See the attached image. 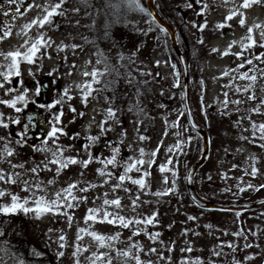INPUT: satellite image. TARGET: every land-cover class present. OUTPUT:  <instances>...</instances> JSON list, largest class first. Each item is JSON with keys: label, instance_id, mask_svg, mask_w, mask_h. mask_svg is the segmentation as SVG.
Masks as SVG:
<instances>
[{"label": "rangeland", "instance_id": "obj_1", "mask_svg": "<svg viewBox=\"0 0 264 264\" xmlns=\"http://www.w3.org/2000/svg\"><path fill=\"white\" fill-rule=\"evenodd\" d=\"M153 1L160 17L175 29L176 44L187 66L192 114L209 136L208 157L192 177L195 193L204 199L218 202L257 200L264 188V165L261 164L263 160L257 148L252 149L251 146L257 141L252 142L251 139L250 142V139L242 138L241 130L235 129L230 118L224 115L225 110L223 109V114L215 116L211 104H214L213 99H223L222 95L217 99L218 93L231 73V54H236L238 49L232 46L230 50L234 53L230 52L227 56L223 53L229 51L233 40L242 41L249 35L264 39L261 36L264 32L263 4L243 9L240 8L243 0H201L202 8L197 10L194 0ZM59 2L60 0H15L10 3L9 0H0V35L5 31L11 32L9 38L0 41V73L5 72L7 65L11 63V58H6V54L16 50L24 51L25 48L21 46L26 40L34 42L43 35L50 42L49 47L42 48L41 53L37 54L34 63H20L21 75L13 76L10 84L0 75V83H4L5 88L16 89L7 95L4 89H0V99H13L26 89L29 101L26 107L23 104L17 105L22 108L19 113L0 104L4 123H9L8 130L5 128L4 134L0 132V153H3L7 145L15 152L8 159L12 163L25 165L24 168L12 169L9 163H0V169L4 172L21 174L20 183L10 185L0 181V189L18 194L22 199H31L35 193L36 196H45L50 200L57 191L72 182H78L79 187L102 184L104 178L96 172L102 165L97 162L90 164L87 169H82L80 165L70 166L59 175L55 172V166L49 165L53 171L33 174L30 171L32 167L39 165L43 169L47 160L52 158L51 151L35 149L47 147L55 150L59 145L65 149V157L78 156L80 159H87L91 154L94 160H98L110 157L113 148L119 147V159L124 161L129 157L140 159V149H144L146 153L142 157L145 160L153 159L150 154L157 149L159 151L154 158L155 165L151 168L144 165V169L150 171L151 176L146 178L148 187L140 193V206L135 211L131 208V199L127 193L123 190L112 192L110 185H104L92 188L87 193L74 190L77 197L87 196L88 199L75 208L63 209L72 216L71 226L65 215L46 213L37 218L34 212L25 214L18 211L8 215L0 213V233H3L0 235L1 244H18L17 251L14 248L13 252L6 251L3 249L4 245L0 244V264H20L21 260L24 264H77V260L79 264H92L90 257L97 251L109 253L112 264H135L133 259L117 255L116 252V249L123 252L130 246V229L106 223H85L84 218L89 208L103 206L105 192H108V199L117 196L122 198L123 210L120 214L126 217L142 218L158 213L156 223L147 228L150 233H160L155 242L144 234L134 237L135 242L142 245L143 251L137 252L133 249V254H138L144 264L149 261L152 264H195L197 260L202 264H209L217 253L224 250L223 253H227L228 243L232 244L234 251L243 248L241 255L245 259L254 250L251 254H255L253 259L247 262L257 263L264 255V208L205 210L197 207L188 198L185 176L187 169L201 153V137L189 127L183 108V72L170 44V36L150 17L145 0H140L145 12L129 7L127 0H64L59 9L63 15L54 16L52 22L43 28H25L34 19L42 18L46 14L45 9ZM189 3H193V7L189 8ZM205 4L207 8H204ZM17 8L20 9L19 13L16 12ZM232 10L244 14L246 26L253 29L252 33H248L247 29L238 24L240 16L234 17L227 24L230 27L225 28L232 29L236 37L222 36L219 31L217 35L221 37L218 36L220 38L212 42L218 46L219 51L213 52L210 49V57L206 55L208 60L205 61L201 51L207 48L206 44L200 47L194 44L196 32L200 31L197 13L204 16L209 14L205 17L206 21L201 23L208 24L203 29L207 30L222 17L230 15ZM178 24L179 28L176 27ZM256 25L261 27H255ZM177 29L185 34L188 44L184 43ZM72 45L78 47L73 49ZM121 54L123 60L120 59ZM97 60L101 63L97 64ZM234 61H238L236 56ZM105 66L109 71L98 77L100 82L93 85L96 91L92 92L85 105L82 102V86L91 82L92 78L84 76V73H91L94 69L103 72ZM46 83L51 90L50 95H43L40 90ZM37 88L39 95H36ZM69 96L72 97L71 100L68 99ZM43 97L46 99H42ZM57 101L60 103H56ZM53 104L54 108L47 107ZM109 107L116 109V117L108 120L102 130L100 125L107 118ZM73 108L75 112L71 110ZM32 109L46 114L49 131L54 115L63 111L61 123L57 126L63 128L67 135L58 134L55 143L46 136L32 147L24 141L22 145L18 144L17 141L22 139L18 134L25 130L22 114ZM9 118L19 119L20 124L11 123ZM90 136H97L99 139L93 143L87 139ZM140 137L145 139L141 140ZM244 140L248 147L240 145ZM84 145H88L87 151ZM95 145H99V149L93 152ZM169 159L171 164L167 163ZM161 164L170 170L161 173ZM253 167L258 169L255 176L251 175ZM109 170L122 172L121 168L112 169L111 166ZM81 171L83 175L80 174ZM173 172L176 173L175 177ZM131 175L138 178L135 172ZM164 177L168 179L167 184L163 182ZM50 180H54V183L47 184ZM23 181H30L32 184L43 181L45 190L37 192L33 189L32 192H24L21 190ZM115 183V179L110 181V184ZM126 186L132 189L134 198L139 191L137 186L127 183ZM166 190H171L169 195H154ZM10 203V195L0 199V204ZM108 210L116 211L114 208ZM189 216L195 219L189 220ZM80 228L108 236L120 233L119 240L113 242L112 249H100L86 233H79L82 239H77ZM61 235L65 236L64 241H60ZM61 243L65 244L64 248L60 247ZM77 246L81 251L74 256ZM85 248L88 251H83ZM150 248H155L156 252L150 253ZM36 252L41 255L37 256ZM59 252L64 255L58 256ZM214 260L219 261L220 257L215 256ZM234 262L235 259L232 263ZM236 264L242 262L236 259Z\"/></svg>", "mask_w": 264, "mask_h": 264}, {"label": "snow or ice", "instance_id": "obj_2", "mask_svg": "<svg viewBox=\"0 0 264 264\" xmlns=\"http://www.w3.org/2000/svg\"><path fill=\"white\" fill-rule=\"evenodd\" d=\"M9 2H15V0H9ZM201 0H194V3L199 4ZM64 3V0H60L59 3L55 5H51L49 8L45 9V15H43L42 18L38 17L31 21V23L25 25V28L30 30L33 26H37L39 28H43L46 24H50L52 22V18L54 16H59L63 15L62 12L59 11V9L62 7ZM128 6L129 7H135L139 9L141 12H145L146 10L143 8V6L140 4V0H127ZM257 4H264V0H243L242 4L240 5V8L243 9H248L253 5ZM188 7L191 8L193 7V3H189ZM204 8H207V4L204 5ZM20 9L17 8L16 12L19 13ZM78 11V9H77ZM7 15V13H5ZM198 15H202V13L198 12ZM240 16L239 24L241 27L246 26V21L244 18V14L242 12H239L237 10H232L231 14L225 17L226 21H231L234 17ZM226 26L230 27V25H227L226 23H220L216 27L219 29H223ZM200 27V30L203 31L204 28L207 27V24L205 23L204 25L198 26ZM255 27H261L260 25H256ZM253 29L251 27L247 28L248 33H252ZM27 34V33H25ZM107 35V33H106ZM11 36L10 31H5L2 35H0V41H3L6 38H9ZM261 36L264 37V32L261 33ZM248 43L242 44L241 47L242 49H249L257 46L256 40L249 35L247 37ZM202 43V41H201ZM235 44V41L232 42ZM50 42L46 41L44 36L41 35L38 39H36L34 42H30L29 40H26L24 45L21 47L25 48L24 51L16 50V51H11L6 54V58L10 57L11 58V63L7 65V70L3 73H0V75L3 76L4 81L6 83H11L12 82V77L16 76L19 77L21 75L20 73V63L27 62L28 64H32L36 61L37 59V54L41 53V49L45 47H49ZM260 47H264V43H261L259 45ZM67 47V46H65ZM73 49L78 47L77 45H72ZM232 47V45H229V49ZM63 50V49H61ZM213 52L219 51L216 48L212 49ZM230 54V51L226 50L223 55L227 56ZM41 54V58H42ZM237 56H241L242 53H236ZM262 57H264V53H262L260 56H257L256 59L260 60ZM51 58V57H49ZM120 59L123 60L124 57L121 54ZM101 63L100 60H97V64ZM246 63L251 65L253 63L252 59H247ZM175 67V66H173ZM245 63L242 62L239 65V68H244ZM109 71L108 67L105 66V69L103 72L99 71L98 69H94L91 73L85 72L84 76H91V82H86L82 86V102L87 105L89 96L92 94L93 91H96V89L93 88L94 84L99 83L98 77L104 76L107 72ZM227 75V73H225ZM240 79H247L252 82H255L257 77L255 75H249L248 72H244L240 74ZM22 83V82H21ZM176 86H179L178 84ZM0 89H4L5 95L16 91L15 88H5L4 83H0ZM248 87H245L244 89H240L237 87L236 91L241 92L243 91L244 93L248 92ZM36 95H39V89H36ZM67 90H65V96H67ZM225 96H227V93H224ZM69 100L72 99V97H68ZM248 101H255L256 96L255 94L250 95L247 97ZM244 101L241 100H236L233 101V103L239 105L243 103ZM29 103L27 99V90L25 89L24 92L21 94L15 96L13 99L6 100V99H0V104L5 105L9 108L15 109L17 113L22 111L21 107H18V104H23L24 107L27 106ZM56 103H60V101H57ZM225 104H227V101H225ZM259 105H264V99L260 100ZM255 106L250 108L248 111L252 114H257V115H262L264 116V112L261 111L260 106ZM41 107H45L44 105H41ZM47 107L49 108H54L55 104L53 105H48ZM73 112L76 110L73 108L71 109ZM80 115H83L81 113ZM63 116V111H60L58 114L54 115L53 122L51 125V131L47 133V136L49 139L53 141V143L56 142L58 139V134L60 135H67L64 131L63 128L58 127L57 125L61 123V117ZM116 117V109H113L112 107H109L107 109V118L102 122L100 127L103 130V125L108 123V120L115 119ZM11 120V118H9ZM31 119V117H29ZM242 119H247L250 121L251 124V130H252V137L253 141L257 139V133H259L258 139L264 141V122L257 124L254 120L251 119V115H245L242 117ZM11 123L14 124H20L19 119L11 120ZM0 127L3 128H8L9 124L4 123L3 119V113H0ZM27 126L25 125V128ZM248 129H245L247 131ZM22 137L21 140H18L17 143L21 144L23 143V137L24 133H19ZM244 138V137H242ZM88 140L92 141L93 143L99 139L97 136H90L87 138ZM141 140L145 139V137H140ZM45 145L47 144V141L44 142ZM261 147H264V144L260 145ZM88 145H84L85 151H87ZM38 151H51L52 158L47 160V163L44 164V168L41 169L39 165H36L35 167H32L30 171L33 174L39 175L41 171H48L51 172L53 171L52 167H49V165H54L55 166V172L57 175H59L61 172H63L65 169H68L70 166L73 165H80L82 169H87L90 164L93 162H97L102 165V167L96 169L97 174L104 178L102 184L96 185V184H89L85 187H79L78 182H72L67 185V187L61 189L60 191H57L54 195V198L48 199L45 196H36L35 193H33L32 198H21L18 194H11L7 190L0 189V199H3L6 196H11V203L10 204H0V213H3L5 215L8 214H15L18 211H23L25 214L29 212H34L39 218L41 215L46 214V213H51L53 215L59 216V215H65L67 216V219L69 221V226H71V221H72V216L69 215L68 213L64 212L63 209L68 208L72 209L75 208L79 203H85L87 202L88 197L87 196H82V197H77L74 193V190H79L80 192L87 193L89 192L92 188L96 187H103L104 185H110L112 192H116L118 190H123L125 193L128 194L129 198L131 199V208L133 211L137 209V207L140 206V193L143 192L144 189L148 187L146 178L151 176V172L144 169V165L147 164L149 168H151L153 165H155V157L159 151L157 149L156 151H153L150 155L153 157V159L145 160L142 157L146 155L144 149H140V159H135L132 157H129L127 161L119 159L120 156V148L115 147L112 150V155L108 158H101L98 160H94L93 156L91 154L88 155L87 159H80L78 156H64V151L65 149L57 145L55 150H52L50 148L44 147L40 149H35ZM171 151V149H169ZM15 155V152L12 148L8 147L7 145L4 148L3 153H0V163L2 162H7L10 164L12 169L16 168H24L25 165L23 163L20 164H15L12 163L11 160H9V157H13ZM168 164H171L172 161L171 159L168 160ZM109 166H111L112 169L115 168H121L122 172L116 173L111 170H109ZM170 169L166 167L165 165L161 164L159 165V171L161 173H165L169 171ZM258 169L255 167L252 168L251 175L255 176L257 173ZM133 172L138 174V178H134L133 175H131ZM83 175V171L80 173ZM21 176L20 173H6L4 172L3 169H0V181L4 182L5 184H10V185H17L20 183L19 177ZM173 176H176V173L173 172ZM115 179L117 183L115 184H110V181ZM189 182H191V178L189 177ZM163 182L165 184L168 183L167 177H164ZM54 180L47 181V184H53ZM127 184H130L132 186H137L138 192L135 195L134 198H132V189L130 187L126 186ZM173 183H175V180H173ZM23 188L21 189L24 192H32L33 189L35 191H44V182L41 181L39 183H34L32 184L30 181H23ZM251 187V185H249ZM244 189H241L243 191ZM171 190H166L164 192H156L154 195L156 196H166L169 195ZM108 192L104 193V200H103V206L101 208H89L87 210V214L84 218L85 223L87 224L88 221H91L93 224L96 223H101V224H108V225H113L117 226L122 229H130L131 230V235L129 236V241H131L130 246L128 247L127 250L121 252L119 249H116L117 255H123L125 257H128L130 259H133L135 261V264H144V262L140 259V256L138 254H133V249H136L137 252H142L143 247L142 245L138 244L135 242L134 237H138L141 234L147 235L150 240L155 242L156 238L160 235V233H150L147 231L148 226L153 225L156 223V217L158 213H153L152 215L149 216H144L142 218H137V217H126L124 215H121L120 212L123 210V205H122V198L117 196L114 199H108ZM99 199V197H97ZM29 204H33V207H29ZM109 208H114L116 211H109ZM189 220H194L195 217L189 216ZM51 231V229L49 230ZM79 233H86L87 235L91 236L93 240L97 243L98 248L103 249V248H108L112 249L113 248V242H116L119 240L120 233H116L115 235L108 236L104 234H100L96 231H90L85 228H80L78 230V235L77 239H82V237L79 235ZM0 235H3V233H0ZM60 241H64L66 238L65 236L61 235L59 237ZM231 247V245H229ZM61 248L65 247L64 243L60 244ZM188 251H191V249H187ZM35 251V250H34ZM81 251L80 247L77 246L76 252L73 253L74 256L78 255V253ZM83 251H88L87 248L83 249ZM150 253H155L156 249L155 248H150L149 249ZM37 256L41 255L40 253L36 252L35 253ZM64 255L63 252H59L58 256L62 257ZM219 255V253H217ZM90 260L92 264H112V258L109 253L105 252H93L92 256L90 257ZM20 264H24V261H20ZM77 264H79V261L77 260ZM148 264H152L151 261L148 262ZM195 264H202L201 261L197 260Z\"/></svg>", "mask_w": 264, "mask_h": 264}, {"label": "flooded vegetation", "instance_id": "obj_3", "mask_svg": "<svg viewBox=\"0 0 264 264\" xmlns=\"http://www.w3.org/2000/svg\"><path fill=\"white\" fill-rule=\"evenodd\" d=\"M258 5L259 4L253 5L250 8H253L254 6H258ZM260 5H262V4H260ZM263 6H264V4H263ZM194 7L197 10H201L200 8H202V5H201V3H199V4L195 5ZM207 15H209V14H206L204 16L203 14L198 15V13H197V19L200 23V24H198V26H201V23L206 21L205 17H207ZM220 21H222V22H220ZM217 22L218 23H213L211 25V27H209V29H207V30H203V31L200 30V31L196 32V40H195L196 43L194 42L195 46L200 47L203 44H206V46H207V48H205L203 51H201V53L205 56V61L208 60L206 58L207 57L206 55H208L210 49L211 50L213 48L218 49V46L213 45L212 42H216L221 37V35H217V33L219 34V31H220V34H222V36H225V35L226 36L229 35L228 37L234 36V34H233L234 31L232 29H229L228 27L223 28V29H219L216 27L218 24L223 23V22L228 24L229 21H226L225 18L222 17ZM176 27L179 28L180 27L179 24ZM243 28L247 29V26H245ZM177 30L179 31V34L182 35L184 43L188 44L186 41V38H185V34L181 30H179V29H177ZM218 36H220V37H218ZM234 37H236V36H234ZM231 38H233V37H231ZM254 39L257 42V46H255L253 48H249V49H242V47H241L242 44L248 43L247 39L242 40V41H237V42H235V44L231 43V45L233 47L234 46L237 47L238 50L236 53H242V55L237 56L236 54H231L230 62L233 64V67H232L230 75L227 76V79L225 81L223 88L219 91L218 98H217V99H219V97L222 95L223 99H221V100L213 99L214 104L213 105L211 104V109L214 111L215 116H218L219 114H223V109H224L225 110L224 115H227L230 118L232 124L234 125V128L240 129L241 130L240 133L242 134V136L245 137V139H250V142H251V139H253L251 124H250L249 120L242 119V117H244L245 115H251V119L254 120L257 124L264 122V116L252 114L248 111L250 108L258 106L260 100L264 99V57H262L260 60L256 59L257 56H260L262 53H264V47L259 46L261 43H264V39H256V38H254ZM201 41H202V43H201ZM233 41H235V40H233ZM230 49H229V51L231 53H234L233 50H230ZM235 56L238 58L237 62L234 61ZM247 59H252L253 63L251 65L247 64L246 63ZM242 62L245 63V67L239 68V65ZM194 66L196 67L197 64L194 63ZM244 72H248L250 76L255 75L257 77L256 81L252 82V81L247 80V79H243V80L240 79L239 78L240 74L244 73ZM237 87H239L241 90L244 89L245 87H248L249 90L247 93H244L243 91L237 92L236 91ZM224 93H227V96H225ZM253 94H255L256 100L255 101H248L247 97L250 95H253ZM42 99H46V98L43 97ZM236 100H241L244 102L237 105V104L233 103V101H236ZM225 101H227V104H225ZM218 102H221V103H218ZM259 106L261 107V111L264 112V105H259ZM183 108H184V111L186 113V110L184 107V100H183ZM190 109H191V106H190ZM53 111L56 112L55 109H53ZM191 113H192V110H191ZM43 114H44L43 122H46V119H45L46 114L45 113H43ZM193 117H194V120L197 122L194 115H193ZM6 123H8V122H6ZM8 128H6V129L8 130ZM245 129H248V130L245 131ZM4 131H5V128L0 127V132L2 134H4L3 133ZM258 137H259V133H257V139L255 140V141H257V143L252 144L251 146H252V149L255 147L257 148V150H258V152L261 155V158L263 160V161H261V164L264 165V147L260 146L261 144H264V141L258 139ZM250 142H249V144H250ZM240 145L245 146L246 140H244V142ZM241 146L239 148H241ZM245 147H248V145ZM98 149H99V145H95L93 152H96ZM263 177H264V175H263ZM261 190H262V194L258 199H264V188ZM256 208L263 209L264 203L259 205ZM262 216L264 218V212H263ZM262 227H264V222H263ZM229 245H231V247ZM226 247H227L226 248L227 253H223V252H225V250H224L221 253H219V255H215L216 257H220V260L219 261L214 260V258H215V256H214L212 258L211 262H209V264H236V259H239L242 262V264H250L247 261L251 258L253 259L254 255H255V254L251 255L252 253H254V250H253L252 253L247 255V259H245L244 256L241 255V250L243 248H238L236 251H234L231 243H228ZM233 259H235L234 263H232ZM255 264H264V255Z\"/></svg>", "mask_w": 264, "mask_h": 264}, {"label": "water", "instance_id": "obj_4", "mask_svg": "<svg viewBox=\"0 0 264 264\" xmlns=\"http://www.w3.org/2000/svg\"><path fill=\"white\" fill-rule=\"evenodd\" d=\"M145 5L151 18L161 28L166 30L170 36V44L178 57L183 72V100H184V107L186 110L187 121L191 129H193L201 136V144H202L201 153L198 159L194 163H192L190 167L187 169L185 176V188L188 198L197 207L205 210H246V209H252L258 207L259 205L264 203V199H257L254 201H247V202H218V201H211L204 199L195 193L193 189L192 177L195 170L198 169L200 166H202L208 157L209 145H210L209 136L205 128L199 125L198 123H196L191 113V109L189 105V94H188L187 66L185 63V59L176 44L174 30L170 24H168L160 17L158 11L154 6L153 0H145ZM50 91L51 90L49 89L47 83L41 86V92L43 95H50ZM29 117H31V119H29ZM43 117L44 115L36 111L35 109L26 110L22 114V120L24 122V125L27 126L25 128V131L23 132L24 133L23 141L31 147L43 141L50 130L49 123L42 122ZM189 177L191 178V182H189L188 179Z\"/></svg>", "mask_w": 264, "mask_h": 264}, {"label": "trees", "instance_id": "obj_5", "mask_svg": "<svg viewBox=\"0 0 264 264\" xmlns=\"http://www.w3.org/2000/svg\"><path fill=\"white\" fill-rule=\"evenodd\" d=\"M2 219V218H0ZM0 244H1V241H0ZM1 245H4V248L6 251L8 252H13L14 248L15 250L17 251V247H18V244H16V242H12V243H2ZM17 245V246H16Z\"/></svg>", "mask_w": 264, "mask_h": 264}]
</instances>
